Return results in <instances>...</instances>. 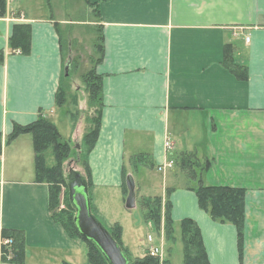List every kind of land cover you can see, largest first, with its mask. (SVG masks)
Here are the masks:
<instances>
[{
    "label": "crops",
    "instance_id": "1",
    "mask_svg": "<svg viewBox=\"0 0 264 264\" xmlns=\"http://www.w3.org/2000/svg\"><path fill=\"white\" fill-rule=\"evenodd\" d=\"M90 2L104 48L96 65L103 81L101 126L94 145L83 148L91 170L89 193L114 191L131 209L126 198L132 174L136 205L140 201L144 215L143 199L159 196L157 236L170 263L171 245L179 237L170 240L165 234L169 202L175 225L184 217L199 224L210 264H264V0ZM53 9L51 0H6L0 14V264L88 261L86 242L71 236L54 216L51 183L37 177L33 134L9 140L16 124L31 123L40 114L63 135L55 120H61L57 93L67 76L65 65L76 56L69 47L65 60L59 26L86 21L65 10L57 17ZM20 23L31 26L27 52L10 43ZM89 66V55H82L70 70L71 93L77 97L68 103L79 99L88 105L81 74ZM244 70L245 78L236 74ZM66 112L73 121L68 139L83 138L87 126L80 117L76 122L72 110ZM49 158L47 149L46 162L54 165L55 156L54 164ZM190 162L196 176L187 171ZM157 167L162 192L139 196L144 184L137 174L144 180L151 174L147 170ZM200 182L245 188L242 236L235 223L215 220L201 208L195 190ZM90 200L98 216L91 193ZM7 230L16 231L23 246L20 259H14L13 244L3 245Z\"/></svg>",
    "mask_w": 264,
    "mask_h": 264
},
{
    "label": "trees",
    "instance_id": "2",
    "mask_svg": "<svg viewBox=\"0 0 264 264\" xmlns=\"http://www.w3.org/2000/svg\"><path fill=\"white\" fill-rule=\"evenodd\" d=\"M6 0H0V14L5 12ZM30 35L31 26L29 23L15 24L13 33L10 37V43L13 48H21L22 51L27 52L30 47ZM103 43L101 34L93 44V51L88 53L90 66L81 74L83 83L85 85V91L88 94V103L96 107V113L92 114L93 122L91 126L87 127L84 133V143L87 148H91L98 138L99 129L101 126V111L103 105V81L102 75L98 73L96 69L97 63L101 60L103 53ZM4 59V50L0 49V61ZM70 61V59H69ZM68 61V62H69ZM78 67V60H72ZM70 61V62H72ZM71 64V63H70ZM243 69H246L243 67ZM70 72V69H69ZM239 77L245 78L247 71H239L236 73ZM70 74L63 77L61 86L57 93V103L62 106L67 103L70 96L76 98L77 96L71 93V82L69 80ZM30 132L33 134L34 148H35V160H36V173L39 179H47L51 183L50 188V200L51 207L54 211V216L62 222L67 232L71 236L81 237L87 244V259L91 264H110L107 256L101 250L99 245L91 239L83 238L80 229L76 221V206L69 197L68 189V205L69 209L64 211L56 210L58 205V182L59 175L55 173L59 167H61L64 160L69 157L71 148V142L61 134L58 126L55 122L50 120L47 116L40 114L39 117L28 124H16L13 131L9 136V140L15 138L21 133ZM52 148L53 154L56 158V163L49 166L46 162L47 149ZM86 177L89 182L91 181V170L87 158H85ZM196 171V170H195ZM192 172V175L196 176L197 172ZM68 173H66L63 181L66 180L68 186ZM60 178V177H59ZM61 179V178H60ZM199 204L201 208L207 210L211 217L221 222H233L239 229V235L242 236L244 220H245V188L231 186V185H209L199 183L195 187ZM143 205L145 207L144 218L147 221L154 222L157 230L161 227L162 212H161V199L159 196L147 197L143 199ZM170 210V202L168 204ZM169 210L165 217V234L170 240L176 239V225L175 220L170 215ZM180 233L181 239L184 244V259L182 264H210L207 250L203 241L201 228L196 220L192 217H184L180 220ZM113 237L122 246L123 251L126 253L129 259V264H160L159 258L147 253L142 258L136 259L134 263H131L130 255L127 249L123 246V227L119 222H116L110 229ZM10 238L9 243L3 242L4 247L9 248L14 245V259H20L23 253V246L19 242L18 235L14 230H7L4 233L3 240ZM167 264H171L166 260ZM48 264H79L70 261H63L60 263H48Z\"/></svg>",
    "mask_w": 264,
    "mask_h": 264
},
{
    "label": "rangeland",
    "instance_id": "3",
    "mask_svg": "<svg viewBox=\"0 0 264 264\" xmlns=\"http://www.w3.org/2000/svg\"><path fill=\"white\" fill-rule=\"evenodd\" d=\"M24 1V0H22ZM52 3L55 6V9L57 12L59 11L58 15L62 14L64 15L63 11H67L68 14L71 17H75L82 20H85L86 23H78L72 26H59L60 30V42L61 47L65 51V60L68 58L66 56L67 49L69 47L72 48L73 52H75V56L73 57L74 60H78L81 58L82 55H87L91 51H93V43L98 39V36L101 32L100 26L97 24V13L96 8L90 0L87 1V6L89 9H86V7L83 3V0H51ZM84 5V7H83ZM81 8L83 9V14L78 13ZM74 10V11H73ZM61 24V23H60ZM57 26V27H58ZM75 64L72 61L70 64V70L75 69ZM74 68V69H73ZM80 84V82H78ZM81 95V91L79 92ZM79 96V94H78ZM59 111H57L58 115L60 114V119H55L58 123H60V129L63 133V136L68 139V136L73 129V121L71 116L67 115V112L64 113L67 109L72 110V116L76 118V122L78 121V118L80 117V120H83V123L85 126L89 127L91 126L93 122V116L92 114L96 113V107L92 106L91 104L88 105L83 102H79V99H76L75 101L71 103H66L64 106L60 107ZM58 110V109H57ZM74 137V136H73ZM84 138H78L71 141V152L69 157H67L64 162L62 163L61 167L55 172L57 173V176L59 175V182L58 184V205L56 207V210L64 211L65 209H69L68 205V186L66 183V180L63 181V178H65L66 173L68 172V169L70 166H76L78 169H82L83 173H86V167H85V153L83 151L84 148ZM49 164H54L55 158L53 154V150L50 147L49 148ZM194 161V160H193ZM70 162V163H69ZM189 169L187 171L192 172L195 171L193 163L190 162V164L187 165ZM148 173L151 171V174L149 173L148 176L141 180L139 178V175L137 174V181H140L142 184V188L140 189V192L137 191V194L139 192V196L141 193L147 194L148 191H155L158 193L162 192V181L161 179V170L157 167V169H148ZM196 172V171H195ZM197 174V173H196ZM148 183V184H147ZM160 185V186H159ZM160 187V188H159ZM90 193L92 197H94L96 205L98 206L97 217L100 219V221L110 230L113 222L118 221L123 226V239L125 240L124 243H127L131 249H127L129 253V257L131 259V263H134L136 259L142 258V256H145L148 252L149 245L151 243L153 244H161L159 241V238L157 236V233L159 232L154 225V222L152 223L153 226H148L147 222L144 220V214L143 209L140 205V201L137 202V205L132 207L131 209H127L125 207V204L122 203L120 200L118 194L114 191L108 190V189H99V190H91ZM140 199V197L138 198ZM180 224H176V235L179 237L178 241L175 243H172L171 249H170V260L172 264H182L184 259V244L182 240L180 239L181 233H180ZM163 230H161V235H164V232L162 234ZM151 233L154 236L153 241H149L147 236ZM160 234V233H159ZM164 248L167 253V241L164 240ZM138 244L141 246L138 248ZM165 253V255H166ZM166 258V257H165ZM160 261V259H159ZM85 264H91L88 261ZM160 264H167L166 260L160 261Z\"/></svg>",
    "mask_w": 264,
    "mask_h": 264
},
{
    "label": "water",
    "instance_id": "4",
    "mask_svg": "<svg viewBox=\"0 0 264 264\" xmlns=\"http://www.w3.org/2000/svg\"><path fill=\"white\" fill-rule=\"evenodd\" d=\"M70 61L65 65V74L69 73ZM68 180L69 197L76 206L75 218L83 238L96 242L110 264H129L122 246L92 211L87 177L81 170L70 168ZM127 185L129 191L126 206L132 208L136 205L135 180L132 174L127 176Z\"/></svg>",
    "mask_w": 264,
    "mask_h": 264
},
{
    "label": "built area",
    "instance_id": "5",
    "mask_svg": "<svg viewBox=\"0 0 264 264\" xmlns=\"http://www.w3.org/2000/svg\"><path fill=\"white\" fill-rule=\"evenodd\" d=\"M165 143H166L167 146L171 145L169 140H166ZM172 162L173 161H168V162H166V165H171ZM159 167L162 168L163 165H160ZM147 238H148L149 241H153L154 240V236L151 233L148 234ZM10 241H11L10 238H6L5 240H3V242H5V243H9ZM148 252H149L150 255L158 257L160 259V261L164 260V258H163V250H162V248H161V246L159 244L151 243L149 245Z\"/></svg>",
    "mask_w": 264,
    "mask_h": 264
}]
</instances>
